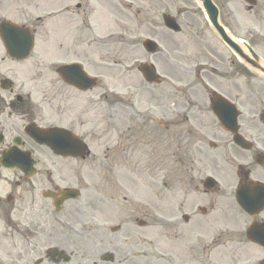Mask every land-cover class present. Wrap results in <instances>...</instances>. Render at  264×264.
I'll return each mask as SVG.
<instances>
[{"label":"rangeland","instance_id":"rangeland-1","mask_svg":"<svg viewBox=\"0 0 264 264\" xmlns=\"http://www.w3.org/2000/svg\"><path fill=\"white\" fill-rule=\"evenodd\" d=\"M214 1L228 31L236 38L246 40L264 62V0H257L252 7L241 0ZM57 9L55 17L54 13L43 17L46 12ZM163 11L177 18L182 26L179 34L162 27L160 13ZM3 18L36 26L37 44L32 56L37 50L53 57L72 56L73 47L64 42L61 35L69 40L72 35L80 41L88 39L91 43L90 73L103 81L105 88L102 90L109 93L118 87L126 88L127 83L139 86L138 110L156 115L166 112L167 117H171L167 130L155 126L151 119L144 125L138 122L136 126H129L128 120L121 122L120 153L113 147L115 122H103L109 112L106 101L101 103L92 95L86 98L91 99L86 115L92 124L91 156L89 174L86 169L83 171L89 176L90 189L75 204L84 203L87 198L95 201L86 215L74 219L75 257L72 264H105L99 262L98 256L109 248L107 236L121 238L131 229L129 227L138 233V239H131L133 244L138 241V251L144 248L157 252L152 253L154 257L159 254L156 259L134 257L131 264H198L202 250L187 248L190 240L181 236L176 226L161 227L162 211L169 204L174 214L182 208L198 205L218 210L220 225L231 224L239 228L251 222L252 218L237 207L228 193L231 170L228 160L232 153L229 135L211 114L208 96L216 90L238 102L243 101L245 93L254 89L255 81L261 83L257 87L263 86L264 76L253 69L247 70L234 57L208 26L194 0H0V20ZM146 37L157 40L159 53L147 55L142 51L141 42ZM44 38L50 44H42ZM145 55L164 77L161 84L154 85L149 91L141 88L143 84L135 68V58L141 60ZM6 57L0 42L1 72L5 70ZM29 61H24L18 68L21 71L28 69ZM203 61L208 63V68L215 67L217 73L208 70L201 73L199 79L194 65ZM53 85L48 81L47 90ZM39 117L56 122L55 114L43 112ZM210 143L213 148L208 146ZM177 153L185 154V164L174 162ZM104 154L109 158L104 160ZM189 157L196 161L194 168L187 164ZM120 160L119 171L110 168ZM79 171L81 176V166ZM200 173L201 178L212 174L219 182L207 194L202 193L198 179L194 183L190 180L191 174ZM101 201L105 203L104 207ZM262 215L264 217V213ZM138 220H143L145 226H137ZM149 223L155 227H148ZM123 224L126 225L124 231L115 235L106 231L110 226ZM235 240H241L242 244L240 249H235L234 264H257L264 256L258 247L246 241L244 234ZM238 250L244 252L241 258L237 255ZM217 263L233 264L222 260Z\"/></svg>","mask_w":264,"mask_h":264},{"label":"flooded vegetation","instance_id":"flooded-vegetation-1","mask_svg":"<svg viewBox=\"0 0 264 264\" xmlns=\"http://www.w3.org/2000/svg\"><path fill=\"white\" fill-rule=\"evenodd\" d=\"M73 51L70 62L77 61L88 71L89 42L84 40L83 48L81 50L73 48ZM38 66L39 61H36L32 80L44 84L48 71L43 66ZM12 71L8 76L13 80H10L7 89L3 90L0 87V264H29L28 256L30 257L31 253L42 254V249L48 244L65 250L70 249L68 252L70 255L73 253V238L69 228L72 227L74 216L89 212V207H92L91 200L89 198L79 204L70 203V200H67L62 203L60 210L56 209V201L61 198V192L67 187L90 189L89 176H85L83 170L86 169V174H89L91 153L76 158L63 156L46 145L32 143L24 134L23 128L29 123L42 124L39 117L44 106L42 104L50 103L45 105H51L56 115L53 126L69 130L90 148L91 122L85 116L86 104L90 102L86 98L90 92L78 90L56 75L57 77L53 78L55 81H52L54 85L48 90L50 95L42 91L44 96L36 103L24 92L25 84L21 81V69L17 67ZM8 76L2 75L10 79ZM254 84V89L248 90L244 100L239 101L243 109L242 118L239 120L240 132L248 141V147L241 149L229 141L232 150L228 160L231 168L228 177L229 189H233L235 182L244 186L255 183L264 188V82H262L263 86L259 87L257 86L261 84L260 82L255 81ZM126 88L132 89V95L138 94L139 86L137 88L127 85ZM47 89L45 87V90ZM101 92L104 91H99ZM260 92L263 95H259ZM103 97L107 99L106 94ZM106 105L109 112L103 122H115L113 147L116 152L121 153L123 124L121 122L128 120L133 126L137 125L139 120L138 114L134 113L135 103H126L122 89L119 88L114 99H110ZM148 115L153 114H146ZM166 117L167 113H164L157 119L169 128L170 119ZM146 119L150 120L148 117L141 119L143 124ZM15 139L19 140L17 148L29 153L31 166L29 176L20 168H7L1 161V155L13 145ZM108 158L109 155L104 154L103 159ZM190 162L188 166L194 168L195 160L191 158ZM20 163L27 164L25 161ZM80 166L81 176L78 175ZM110 168L117 169L116 172L119 171L121 160ZM190 180L194 182V176H191ZM220 217L218 210L213 208L197 206L179 215L170 214L168 209L164 214V223L166 228L172 225L181 228V233L190 240L188 248L202 250V256L199 254L200 264H215L212 258L234 264L235 249H240L242 243L241 240H235V237L238 238L242 231L234 229L229 224L220 226L222 223ZM114 248L117 251L122 249L121 242L114 244ZM47 250L48 248L43 254L45 261L40 257L34 264L62 263L56 262L57 257L48 256ZM128 253L127 247H124L120 253L121 263L129 262ZM242 254H244L242 250L237 251L239 258Z\"/></svg>","mask_w":264,"mask_h":264},{"label":"water","instance_id":"water-1","mask_svg":"<svg viewBox=\"0 0 264 264\" xmlns=\"http://www.w3.org/2000/svg\"><path fill=\"white\" fill-rule=\"evenodd\" d=\"M250 1L251 3H254V0H247ZM205 6H206V10L209 16V19L211 21V23L216 27V29L218 30L219 34L222 36V38L234 49L236 50V52H240L241 53V49L240 47L233 41L231 40L226 33L224 32V29L218 25L217 23V12L216 9L214 7L211 6L210 2L208 0L205 1ZM172 25V24H170ZM23 33L26 34L27 31H23L20 28H18L15 25L9 24V23H2L1 24V35L3 37L4 43L5 45L8 47H10V50L12 51V53H14V55L19 56H24L28 53V51L31 48V37L27 36L26 40L23 36L19 37V41H16V35L18 36L19 33ZM20 36V35H19ZM21 38V39H20ZM150 42V41H148ZM152 44V43H151ZM9 49V48H8ZM150 49H153V47H151ZM249 51L251 52V54L254 56V58L256 59L255 54L253 53V51L248 48ZM253 65L257 66L256 63H253ZM71 65L69 66H63V69H69ZM218 106L217 109H215V112L217 113V115L219 116V118H221L224 121L228 120V115L230 116V121H233V118H231V116L233 115V111L231 109V107L227 104V101H223L222 99H218ZM54 130L53 129H46L42 131V135L36 136L38 138H41L43 141H46V143L51 144V136L52 132ZM46 137V138H45ZM239 203L247 210H250L249 205L252 203V201L249 200H244L241 199L239 201ZM255 241H261L260 239H254ZM261 264H264V262H262Z\"/></svg>","mask_w":264,"mask_h":264},{"label":"bare ground","instance_id":"bare-ground-1","mask_svg":"<svg viewBox=\"0 0 264 264\" xmlns=\"http://www.w3.org/2000/svg\"><path fill=\"white\" fill-rule=\"evenodd\" d=\"M239 43H242V41L241 40H237Z\"/></svg>","mask_w":264,"mask_h":264}]
</instances>
